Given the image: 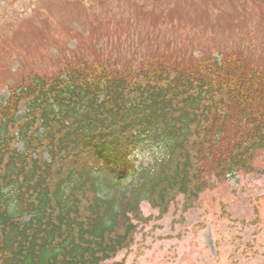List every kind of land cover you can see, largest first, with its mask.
Returning <instances> with one entry per match:
<instances>
[{
    "label": "trees",
    "instance_id": "trees-1",
    "mask_svg": "<svg viewBox=\"0 0 264 264\" xmlns=\"http://www.w3.org/2000/svg\"><path fill=\"white\" fill-rule=\"evenodd\" d=\"M179 65L164 57L141 70L71 73L100 80V103L78 81L59 78L38 77L11 98L7 114L30 104L24 121H13L44 128L34 149L51 146L53 163L26 162L4 140L0 264H101L129 249L139 224L148 222L140 210L144 200L163 213L184 194L188 209L205 190L209 162L220 178L252 169L264 150V77L247 80L232 62L233 72L216 64ZM125 90L145 95L127 120L119 104ZM141 128L146 132L137 145L155 146L157 159L128 183L127 151L135 145L132 130Z\"/></svg>",
    "mask_w": 264,
    "mask_h": 264
},
{
    "label": "rangeland",
    "instance_id": "rangeland-1",
    "mask_svg": "<svg viewBox=\"0 0 264 264\" xmlns=\"http://www.w3.org/2000/svg\"><path fill=\"white\" fill-rule=\"evenodd\" d=\"M105 2L0 0V43L8 44L0 46V82L14 77L17 67L19 75L35 70L57 75L99 56L137 63L154 54L201 56L242 49L264 61V0ZM0 94L3 100L6 89ZM256 166L255 172L207 191L182 215L183 223L175 224L181 205L172 206L162 219L142 226L132 249L108 264H264V153ZM221 201L231 219L223 215ZM257 202L263 222L255 235L252 226L240 223L254 219ZM142 210L158 216L148 202ZM252 239L259 240L258 256L240 258L237 247ZM217 253H222L219 259Z\"/></svg>",
    "mask_w": 264,
    "mask_h": 264
}]
</instances>
